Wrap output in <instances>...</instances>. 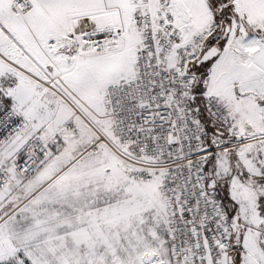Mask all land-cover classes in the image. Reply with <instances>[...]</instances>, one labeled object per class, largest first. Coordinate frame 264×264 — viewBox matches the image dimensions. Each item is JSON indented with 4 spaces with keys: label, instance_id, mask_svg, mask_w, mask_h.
<instances>
[{
    "label": "snow or ice",
    "instance_id": "obj_1",
    "mask_svg": "<svg viewBox=\"0 0 264 264\" xmlns=\"http://www.w3.org/2000/svg\"><path fill=\"white\" fill-rule=\"evenodd\" d=\"M0 264H264V0H0Z\"/></svg>",
    "mask_w": 264,
    "mask_h": 264
}]
</instances>
